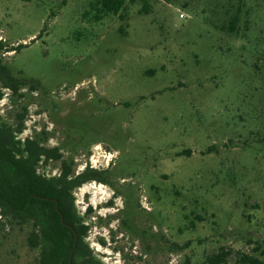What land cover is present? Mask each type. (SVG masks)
<instances>
[{
  "label": "rangeland",
  "instance_id": "rangeland-1",
  "mask_svg": "<svg viewBox=\"0 0 264 264\" xmlns=\"http://www.w3.org/2000/svg\"><path fill=\"white\" fill-rule=\"evenodd\" d=\"M91 1L0 0V121L60 149L39 171L100 173L73 197L102 264L264 263V0ZM28 231L0 216V264L33 261Z\"/></svg>",
  "mask_w": 264,
  "mask_h": 264
},
{
  "label": "trees",
  "instance_id": "trees-1",
  "mask_svg": "<svg viewBox=\"0 0 264 264\" xmlns=\"http://www.w3.org/2000/svg\"><path fill=\"white\" fill-rule=\"evenodd\" d=\"M127 0H92L90 9L94 11V20L98 21L107 14L120 12ZM88 13V12H86ZM238 29V16L234 14L225 26L228 34H236ZM4 45L0 41V84L13 92H16L18 82L14 80L9 69L2 63L1 54ZM20 45L10 47L7 51H15ZM2 93L0 92V99ZM23 113L14 117V125L0 121V216H3L11 224L26 225L29 231L26 233V243L36 254L30 264H69L68 255L72 254L70 264H102L94 256L84 241L87 231L83 219L74 207V197L71 190L84 180H100L99 172L87 169L77 178L67 180L68 165L62 162L65 173L63 174L65 186L57 190L55 197L58 208L53 202L49 203L51 218L49 227L45 230V244L40 250L38 247L37 218L39 203L48 201L40 196L52 195L49 187L50 181L37 173L39 161L38 139L27 138L25 142L16 139L17 133L23 129ZM55 158L59 154L53 155ZM63 217V222L60 220ZM65 224L72 226V230ZM75 234L78 236L73 249ZM230 252L220 249L207 258L208 264H229L227 257ZM232 264H264L258 258L245 253L236 257Z\"/></svg>",
  "mask_w": 264,
  "mask_h": 264
},
{
  "label": "flooded vegetation",
  "instance_id": "flooded-vegetation-1",
  "mask_svg": "<svg viewBox=\"0 0 264 264\" xmlns=\"http://www.w3.org/2000/svg\"><path fill=\"white\" fill-rule=\"evenodd\" d=\"M40 136L38 138L39 141V161H38V165L41 164V166H43V164L45 165V163H47L48 161L54 160V161H59L61 158H63L62 155L59 154L58 151H60V149H58L57 147H47V145L45 144L47 142V138H45L46 133L44 132H40L39 133ZM26 138L22 140V142H25ZM54 154H59L60 156L55 158L53 155ZM74 167L75 165H68L69 171L67 172V180H72L74 178H77L81 173L85 172L87 169H83L81 172H77L74 171ZM39 166L37 167V173L39 175H41L42 177H44L46 180L50 181V185L49 187L51 188L50 194L52 195H46V196H40L41 198L46 199L48 202L45 204L43 202L39 203V207H38V218H37V236H38V247L41 250L42 247L45 244V240H44V235H45V230L48 229L49 227V220L52 217L51 215V210L49 209V203L53 202L54 208L57 209L58 208V201L55 197V194H57V190L60 189L61 187L63 188L65 186V182H64V177L63 174L65 173L64 169H63V165L61 163L60 165V169L59 172L57 173H53L52 175H49L47 172H45L44 170L39 171L38 170ZM75 172V173H74ZM89 181H97L95 178L94 179H88V180H84L83 182H81L80 184L76 185L75 187L72 188L71 190V194L72 196L74 195V189L80 187V185L87 183ZM75 202V199L73 201V204ZM56 203H57V207H56ZM75 207V204H74ZM76 208V207H75ZM51 214V215H50ZM89 214V211L88 213ZM67 225L71 230L73 229L71 225L69 224H65ZM72 260V254L70 253L68 255V263L69 261L71 262ZM70 264V263H69Z\"/></svg>",
  "mask_w": 264,
  "mask_h": 264
},
{
  "label": "water",
  "instance_id": "water-1",
  "mask_svg": "<svg viewBox=\"0 0 264 264\" xmlns=\"http://www.w3.org/2000/svg\"><path fill=\"white\" fill-rule=\"evenodd\" d=\"M56 207H57V203H56ZM60 220L63 222L62 215H60ZM77 240H78V236H77V234H75V241H74L73 249L75 248V245H76ZM69 263H70V261H69Z\"/></svg>",
  "mask_w": 264,
  "mask_h": 264
}]
</instances>
